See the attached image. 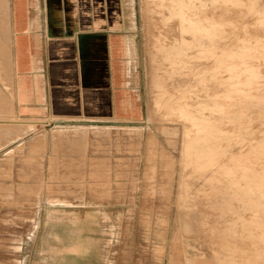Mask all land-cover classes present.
Here are the masks:
<instances>
[{"label": "rangeland", "instance_id": "1", "mask_svg": "<svg viewBox=\"0 0 264 264\" xmlns=\"http://www.w3.org/2000/svg\"><path fill=\"white\" fill-rule=\"evenodd\" d=\"M0 1V85L10 94V29ZM176 1L186 20L202 14L199 0L192 8ZM255 1L257 14L247 0L230 7L206 1L203 24L216 25L218 36L200 45L208 33L183 31L176 18L170 28H156L160 43L152 48L147 0H135L147 118L139 127L93 131L95 154L108 163H0V264H29L31 230L49 193L86 192L93 199L70 202L97 208L107 264H264V0ZM152 2L157 19L171 15L168 1ZM182 37L187 48L167 56ZM166 94L194 106L190 115L210 118L215 129L189 127L164 100L155 107L154 98ZM4 97L0 150L3 132L20 127L5 124L15 117ZM203 105L216 109L203 113ZM187 132L198 152L210 143L204 160L187 156ZM27 221L24 236L11 238Z\"/></svg>", "mask_w": 264, "mask_h": 264}, {"label": "crops", "instance_id": "2", "mask_svg": "<svg viewBox=\"0 0 264 264\" xmlns=\"http://www.w3.org/2000/svg\"><path fill=\"white\" fill-rule=\"evenodd\" d=\"M6 3L11 91L0 89L21 123L11 135L3 132L0 163H108L95 154L93 131L139 127L147 118L135 0ZM82 198L93 199L87 192L48 194L31 230L29 264L108 263L97 208L70 202ZM28 227L10 237H23Z\"/></svg>", "mask_w": 264, "mask_h": 264}, {"label": "bare ground", "instance_id": "3", "mask_svg": "<svg viewBox=\"0 0 264 264\" xmlns=\"http://www.w3.org/2000/svg\"><path fill=\"white\" fill-rule=\"evenodd\" d=\"M163 1V0H162ZM164 1H168V4H167V6H168V8H169V10H170V12H171V15L170 16H168V15H166V14H164V13H162V11H160L159 13H162V15H163V17L161 18V19H156L155 17H154V15H153V12H154V9H153V2H152V0H147V9H148V11L151 13V15H149V17H148V19H149V24H150V26H151V28H150V35H151V47L153 48L155 45H157V43H160V41H159V37H158V34H156V28L158 27V29H160V31H161V29H166V28H170L169 26L172 24V22H173V20L174 19H176V18H180L181 19V23H182V30L183 31H188V32H193V33H198L199 35H201V36H203L206 32L208 33V36H206L207 37V39H205V38H202L201 36V38H200V40H199V43H200V45H202V43H204V41L205 40H210L211 38L213 39V36L215 35V36H218V34L219 33H221V31L219 30V28L216 26V25H212V26H210L209 28H208V26H206V25H204L203 24V17L205 16V14H203V13H205L204 12V10L206 9V4L207 3H205L206 1L208 2V4H209V2H210V4H211V6H216V5H218L219 3L221 4V3H225V4H227V7H230L228 4H237V6H238V4H242L243 3V0H199V8L201 9L200 11L202 12V14H200L198 17L199 18H197V16H194V20H192L191 19V21H189V20H186L185 19V14L186 13H184L183 12V10H182V7H181V5H179V4H174L175 3V0H164ZM178 1V0H177ZM176 1V2H177ZM183 3H187L186 5H187V7H189V8H192L193 7V3H192V1L193 0H181ZM248 1V3H249V1H250V3H249V7H250V9L252 10L251 12H256V14H257V12L259 11V10H256V9H254V7H256L255 6V0H247ZM1 2V1H0ZM3 2V1H2ZM3 3H5V2H3ZM3 3H1V5L3 4ZM247 2H245V3H243V4H246ZM197 4V3H196ZM230 4V5H231ZM0 5V6H1ZM8 5V4H7ZM6 5V6H7ZM184 5V4H183ZM247 5V4H246ZM3 6V5H2ZM208 6V5H207ZM222 6H225L226 7V5H222ZM221 5H220V7H222ZM232 6V5H231ZM209 7H210V5H209ZM234 7V6H233ZM233 7H231V8H233ZM7 8H8V6H7ZM216 8V7H215ZM188 9V8H187ZM2 11H4L3 9H1ZM6 10V9H5ZM168 10V9H167ZM168 10V11H169ZM246 10V9H245ZM6 12V11H5ZM264 13V12H263ZM149 14V13H148ZM3 16H7L6 14L5 15H3ZM188 16V15H187ZM263 16V15H262ZM161 17V16H160ZM254 17H255V15H254ZM2 18V17H1ZM205 19H207V18H205ZM9 20V19H8ZM1 22H3V21H1ZM5 22V21H4ZM6 22H7V20H6ZM8 23V22H7ZM180 23V24H181ZM1 24V23H0ZM1 25H3L2 27L4 28L5 26V23L3 24H1ZM1 25H0V27H1ZM175 25V24H174ZM176 25H178V22H177V24ZM6 28V27H5ZM175 28H176V26H175ZM174 28V29H175ZM177 29H178V27H177ZM4 31V29H2L1 28V30H0V32H3ZM1 34H3V33H1ZM4 34H5V32H4ZM9 34H10V30H9ZM176 34V33H175ZM184 34V33H183ZM190 34V33H189ZM177 35V34H176ZM195 35V34H194ZM2 36V35H1ZM8 36V35H7ZM175 36V35H174ZM183 36V35H182ZM203 37H205V36H203ZM6 38V37H5ZM4 38V39H5ZM8 39V38H7ZM195 39V38H194ZM1 40H3L2 38H1ZM178 39H176V41H177ZM217 40H219V39H217ZM3 42H6V40H4ZM212 42V41H211ZM217 43V42H216ZM222 43V42H221ZM6 44V43H5ZM189 45V41H188V39H186L185 37H182L181 39H179V42H178V44H177V42H174V43H172L171 45H169V47H168V49H169V52L167 53V56H170V55H173L174 57H176L175 55H174V53L175 52H173L172 50H175V49H181V50H184V49H186L187 48V46ZM217 45V44H216ZM3 46V45H2ZM1 46V47H2ZM7 46V45H6ZM203 46H205V45H203ZM212 46H214V45H212ZM217 47V46H216ZM218 47H220V46H218ZM4 48H5V46H4ZM10 48V47H9ZM193 48V47H192ZM206 48V47H205ZM209 48V47H208ZM213 48V47H212ZM6 49V48H5ZM1 51V50H0ZM7 51H9V50H7ZM215 51V50H214ZM3 52L4 51H2V54H3ZM151 51H149V53H150ZM9 53H10V51H9ZM177 53V52H176ZM5 54H7L6 53V51H5ZM182 54V53H181ZM179 54H177V56H178ZM2 56V55H1ZM148 56H150V55H148ZM150 59H151V56H150ZM153 59V58H152ZM172 59V58H171ZM177 59V58H176ZM213 65V64H212ZM194 68V67H193ZM203 70V69H202ZM171 76V75H170ZM194 77V76H193ZM217 77V76H216ZM203 87V86H202ZM205 88V87H204ZM180 91V90H179ZM149 92H150V90H149ZM169 93H171V91L169 92ZM184 93V92H183ZM154 94V93H153ZM207 94V93H206ZM212 97V96H211ZM162 100H164V103L165 104H163L166 108H167V110L171 113V114H176L178 117H180L181 119H183V120H186L188 123H189V127H191V128H196L197 130H199V132H206L208 129H211V130H214L215 128H214V126H213V124H212V122L210 121V118H208V117H203V118H201V119H198V118H195L194 116H192V115H190L191 114V112L190 111H192V110H194V106L192 107V106H190L188 103H186V102H183L180 98H178V99H174V96H173V94H170V95H167L166 94V96L165 97H163L162 99H158V100H156L155 98H154V105H155V107H157L158 106V104L159 103H161V101ZM184 101H186V100H184ZM199 102V101H198ZM203 104V103H202ZM201 104V105H202ZM200 105V104H199ZM197 109V108H196ZM215 110L216 109V107L214 106V107H211V106H209V105H203V107H202V112L204 113V112H207V111H210V110ZM193 113V112H192ZM10 121V120H9ZM25 121V120H24ZM11 122H13V123H21V121H18V120H11ZM42 122V121H41ZM26 124V123H25ZM32 124H34V123H32ZM18 125V124H17ZM26 125H29L28 126V128H30L32 125L31 124H26ZM210 132V131H209ZM207 133H208V131H207ZM211 133H212V131H211ZM9 135H11V133L9 134ZM186 135H187V138L189 139V142H190V146L187 148V156H192V157H194V158H199L200 160H204L207 156H208V152H209V150H210V143L208 144V145H206V146H204V144H203V146L204 147H201V149L199 148V152H198V150L196 151L195 150V146H194V143H196V142H194L195 140H196V137H193L192 136V133H190V132H187L186 133ZM196 135V134H195ZM197 135H199V134H197ZM208 135H210V134H208ZM42 136V135H41ZM213 136V135H212ZM208 137V136H207ZM194 138H195V140H194ZM209 138V137H208ZM210 139V138H209ZM200 140V139H199ZM208 140V139H207ZM202 141V140H201ZM188 142V141H187ZM204 142H207V141H204ZM203 142V143H204ZM198 144V143H197ZM196 148H197V146H196ZM236 150V149H235ZM36 151V150H35ZM12 152V151H11ZM171 259H172V257H171ZM169 261H171V260H169Z\"/></svg>", "mask_w": 264, "mask_h": 264}]
</instances>
